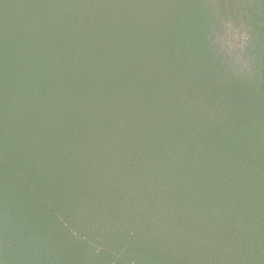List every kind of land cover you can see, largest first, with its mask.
Returning <instances> with one entry per match:
<instances>
[{"label":"rangeland","instance_id":"1","mask_svg":"<svg viewBox=\"0 0 264 264\" xmlns=\"http://www.w3.org/2000/svg\"><path fill=\"white\" fill-rule=\"evenodd\" d=\"M70 1L0 0V264H264V0ZM95 5L189 75L130 70L134 136Z\"/></svg>","mask_w":264,"mask_h":264},{"label":"trees","instance_id":"2","mask_svg":"<svg viewBox=\"0 0 264 264\" xmlns=\"http://www.w3.org/2000/svg\"><path fill=\"white\" fill-rule=\"evenodd\" d=\"M69 4L67 5V7L69 6ZM94 9L95 11L93 12L92 17H94V15H97V18L94 17L93 20H97V23L100 24L101 28H103L101 24H109L108 26L103 28V30L106 31V33L104 34L108 35L115 32L114 35L111 34L113 40H116V42H118V39L123 37L125 38L126 43H123L119 47L115 48L109 47V49H105L106 51L99 52L97 56L92 53V64L88 65L87 71H93L94 76H96L94 78V82L95 80H98V84L104 83V87L100 90L101 92H103L104 94L112 92L114 97L124 102L126 101L125 103H123L121 110L116 112H120L121 114V119L123 120V122H120V124H123L128 130L132 132V136H134L133 133L135 132V130L127 127L125 121V116L126 118H128V113L130 112V110L134 111L132 105L127 104L131 100L135 99L136 95H133L134 90L137 88L143 91L144 86L139 80L128 81V79H126L130 77V70L134 69L135 65L143 68H153L157 66L159 67V72H156L158 74V77L162 78L163 76H167L169 81H174L175 78L179 77L185 87L189 82V75H187V73L181 68L184 66V63L177 57L174 47L169 48L167 45L162 44L160 48L150 46V48L139 49L135 51L134 49L136 48H129L127 46L128 36L126 35V32L123 28V20L116 21V23H118L117 29L113 30L112 23H114V20L113 18L111 19V16L108 14L107 8L104 6L95 5ZM115 34H118L119 38L116 39ZM71 60L78 65L81 59L78 57V54L75 53V56L72 55ZM126 75L129 77H126ZM139 96L140 95H137V97ZM146 101L147 99L142 102ZM167 150L170 151L169 149ZM166 154H164L165 157L167 156ZM122 243L124 246L126 245L124 241H122ZM75 244L77 243H74V246ZM96 245L101 246L100 243H97ZM117 245H119V243H115V246Z\"/></svg>","mask_w":264,"mask_h":264}]
</instances>
